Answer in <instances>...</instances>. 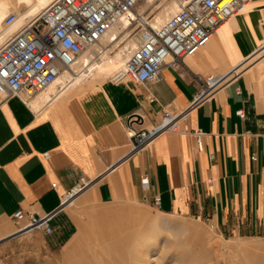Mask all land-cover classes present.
Returning a JSON list of instances; mask_svg holds the SVG:
<instances>
[{
    "label": "crops",
    "instance_id": "crops-1",
    "mask_svg": "<svg viewBox=\"0 0 264 264\" xmlns=\"http://www.w3.org/2000/svg\"><path fill=\"white\" fill-rule=\"evenodd\" d=\"M21 2L29 4L26 9L39 0ZM263 46L264 0H253L178 68L164 65L156 81L114 83L110 74L120 61H104L48 104L45 94L3 101L0 244L27 234L21 228L30 214L56 210L52 231L39 229V237L49 249L70 244L78 231L76 210L63 200L81 177L92 181L78 196L86 200L154 205L158 197L165 214L205 221L223 235L259 234L264 227V54L258 55ZM198 76L221 78L189 111V128L205 132L203 148L191 133L167 131L130 153L129 118L143 116L136 125L141 129L159 123L165 111L180 113L201 90ZM34 101L41 104L34 108ZM20 209L24 215L17 221Z\"/></svg>",
    "mask_w": 264,
    "mask_h": 264
},
{
    "label": "built area",
    "instance_id": "built-area-1",
    "mask_svg": "<svg viewBox=\"0 0 264 264\" xmlns=\"http://www.w3.org/2000/svg\"><path fill=\"white\" fill-rule=\"evenodd\" d=\"M144 0H52L39 13L29 15L25 21L0 45V105L17 95L27 101L52 84L64 69L76 65L83 53L101 42L118 20L133 11ZM253 0H189L163 24L155 25L151 16L137 13L130 25H136L139 43L130 52L123 66L111 77L114 83L135 81L143 83L160 78L164 65L178 68L188 56L204 47L214 33L235 14L247 9ZM18 14L9 13L6 27L15 23ZM261 50H264V46ZM98 55L91 58L97 59ZM76 75V74H75ZM201 81V90L194 101L178 114L165 111L161 120L150 128L137 129L143 116L133 115L127 122L132 139L130 153L148 147L157 136L170 131L191 133L199 149L203 148L205 132L191 130L189 111L209 97L221 84V78L209 76ZM71 82H68V86ZM150 100L153 97L150 96ZM237 114L244 117L243 109ZM49 157V153H44ZM256 159V157H253ZM148 177H144V184ZM92 181L81 177L66 194L65 201L88 189ZM56 186V183H53ZM160 207V199L154 200ZM57 210L45 215L30 214L25 229L52 231L50 221ZM23 210L14 219L23 217Z\"/></svg>",
    "mask_w": 264,
    "mask_h": 264
},
{
    "label": "rangeland",
    "instance_id": "rangeland-1",
    "mask_svg": "<svg viewBox=\"0 0 264 264\" xmlns=\"http://www.w3.org/2000/svg\"><path fill=\"white\" fill-rule=\"evenodd\" d=\"M174 1L180 0H158L145 12L155 20L165 7L171 16ZM27 5L21 2L20 8H10L0 21V30L5 28L9 13ZM140 5L145 7L146 3ZM0 6L10 7L11 2L0 0ZM136 13L134 9L129 20ZM122 25L117 28L118 34ZM126 32L119 36L111 54L116 62H123L116 54L135 37L136 25ZM84 196L71 205L72 211L76 210L78 231L70 244L49 249L39 230H34L0 244V264H139L146 247H150V264H264V227L256 235H223L205 221L165 214L155 205L129 199L101 203Z\"/></svg>",
    "mask_w": 264,
    "mask_h": 264
},
{
    "label": "bare ground",
    "instance_id": "bare-ground-1",
    "mask_svg": "<svg viewBox=\"0 0 264 264\" xmlns=\"http://www.w3.org/2000/svg\"><path fill=\"white\" fill-rule=\"evenodd\" d=\"M9 1L13 4L14 7H18V5L20 4V0H9ZM51 1L52 0H50L49 2H48V0H39V3H35L33 5L31 4L32 6L28 7L25 10L22 9L21 11H13V12H16L18 14L17 19H16L15 23L13 24V26H11V27H6L5 26V28L3 30H0V45H2L5 42V40L11 34H13L16 31V29L25 21L26 17H28L29 15H34V14L39 13ZM156 1H158V0H144L143 2L146 3V6L144 7V6H142V5L139 4L135 9L138 10V13H140L142 15L144 14V16H149L150 14H146L145 10L147 11V8L152 7L156 3ZM186 2L187 1H185V0L174 1L172 3V5H171L172 15L174 13H176L178 10H180V8L182 7V4L183 3H186ZM40 4H42L44 6L40 8L39 7ZM7 11H9V7L8 6H0V21H2L3 17L7 13ZM131 14H132V11L130 13H127L124 16H122L118 20V22L113 26V28L108 32V34L101 40L100 43H98V44L94 45L93 47H91L90 49L86 50L83 53L80 61L76 65H74L71 69H64L59 74V76L55 79V81L52 84H50L47 88H45L43 91H41L40 93H38V94H45L46 95V100H47V101L45 100L46 101V104H48L49 102H52V100L57 99L58 97H60L61 95H63V93L72 84L76 83L77 80L79 81V79H81V77H86V76L90 75L96 68L99 67L100 63H102L104 61H108L110 63H115L116 62V60L113 59V57H111V54H113V52L115 50L114 48H115L116 42L118 41L117 39L119 38V36L121 34H123L124 32H126V30L129 28V25L131 23L130 20H129V16ZM169 17H170V13L168 12V9H165V7H164L163 11L161 10V12L159 13V15H157L155 17V20L153 18V23L155 25H157V26L158 25H161ZM127 19H128V22H127ZM231 19L232 18H230L228 21H230ZM120 23L123 24V25H122V29L120 30V34H118L119 32L117 33V28L120 25ZM138 43H139V38L135 34V37L131 38L127 42V44L122 49H120L117 52L116 58H123V56L126 55L125 54L126 52L128 54V56H127V58H128L130 52H132L137 47ZM263 54H264V50H260V52H259L258 55L262 56ZM96 55H98V58L91 60V58H93ZM105 56H109V57H105ZM125 61H123L122 63H120L119 67L116 68L110 74V77L118 69H120L123 66V64L125 63ZM69 81L71 82V85L70 86H68V82ZM40 102H38V101L35 102L34 101V103L32 104L33 107L34 108L35 107H38V105H40L43 102V100H42L41 103ZM85 191H83V192H85ZM82 193H80V194H82ZM80 194H78V195L74 196L73 198L65 201L64 202V205L65 204L66 205L72 204L73 201ZM64 198H65V196H64ZM22 232L29 233V232H31V230L30 229H25ZM166 241L169 242V243L171 242V244L173 243L169 239H166ZM149 253H150V247L144 248V250L141 252V254L139 256V264H150L149 263Z\"/></svg>",
    "mask_w": 264,
    "mask_h": 264
}]
</instances>
